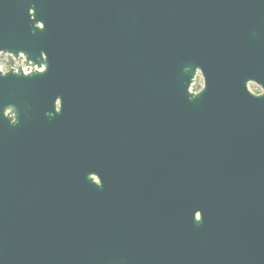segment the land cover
I'll return each instance as SVG.
<instances>
[{
    "label": "water",
    "instance_id": "obj_1",
    "mask_svg": "<svg viewBox=\"0 0 264 264\" xmlns=\"http://www.w3.org/2000/svg\"><path fill=\"white\" fill-rule=\"evenodd\" d=\"M0 54V264H264V0H0Z\"/></svg>",
    "mask_w": 264,
    "mask_h": 264
},
{
    "label": "built area",
    "instance_id": "obj_2",
    "mask_svg": "<svg viewBox=\"0 0 264 264\" xmlns=\"http://www.w3.org/2000/svg\"><path fill=\"white\" fill-rule=\"evenodd\" d=\"M20 65L24 68L26 72L32 71L30 65L25 61V58L20 55L17 59H14L8 54H0V67L3 69H17Z\"/></svg>",
    "mask_w": 264,
    "mask_h": 264
},
{
    "label": "rangeland",
    "instance_id": "obj_3",
    "mask_svg": "<svg viewBox=\"0 0 264 264\" xmlns=\"http://www.w3.org/2000/svg\"><path fill=\"white\" fill-rule=\"evenodd\" d=\"M203 86V79L200 74H198L195 78L194 83L190 87L191 92H198ZM248 89L253 93H258L260 88L255 84H249Z\"/></svg>",
    "mask_w": 264,
    "mask_h": 264
},
{
    "label": "flooded vegetation",
    "instance_id": "obj_4",
    "mask_svg": "<svg viewBox=\"0 0 264 264\" xmlns=\"http://www.w3.org/2000/svg\"><path fill=\"white\" fill-rule=\"evenodd\" d=\"M261 92V90L258 92V93H260ZM59 109L58 108H56V111H58ZM10 113L11 112V119H12V124L14 125V123H15V117H14V113H12V110H8V111H6V114L7 113Z\"/></svg>",
    "mask_w": 264,
    "mask_h": 264
}]
</instances>
